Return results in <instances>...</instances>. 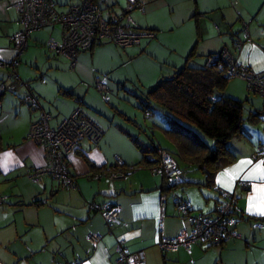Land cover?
<instances>
[{"label": "crops", "instance_id": "crops-1", "mask_svg": "<svg viewBox=\"0 0 264 264\" xmlns=\"http://www.w3.org/2000/svg\"><path fill=\"white\" fill-rule=\"evenodd\" d=\"M15 1L0 0V61L6 63L15 56L12 37L21 29L20 17L11 8ZM53 1L60 13L81 3V0ZM121 1L95 0L104 12L117 14L125 10L126 2L124 0L123 4ZM140 1L145 5L144 11L134 10L131 17L138 29L152 31L155 37L143 41L140 46L126 49L111 43L100 46L111 44L123 50H133L134 54L139 53L136 49L139 48L142 55L157 47L166 31L177 33L179 37V45L173 52L176 61H187L195 48L193 62L203 61L198 64L203 66L209 55L229 49L241 65L255 71L264 70V0ZM51 37L61 40L59 26L32 32L17 69L19 76L25 78L22 80L34 87L32 90L41 110L31 109L23 101L25 88L21 86L12 93L6 92L1 98L0 198H5V201L0 203V264H116L119 242H124L130 253L145 251L147 264H245L234 258L237 257L235 251L250 248L264 252V248L255 246L257 243L264 246V191L259 188L253 191L252 187L254 183L264 184V181L243 179L256 163L264 161V157H255L257 147L264 144V102H255L250 97L245 100L248 102L246 116L259 111L262 112V120L256 124L247 122L243 135L231 142L236 160L219 172L212 188L203 185L205 176L201 172L203 177L189 176L190 170L198 172L190 168L185 172L182 185L168 189L165 178L154 172L155 163L148 164L136 146L135 141L146 147H161L183 168L173 140L166 135V130L174 127L171 119L169 124L164 119L160 120L168 127L153 125L164 134L163 142L152 135L150 144L123 126L100 121L99 127L104 131L101 142L95 145L84 141L78 151L68 157L70 175L75 180L72 189L61 186L49 176L43 177L39 184L28 179L30 169L45 164L44 149L29 139L30 128L40 120L42 112L51 116L49 125L52 128H56L79 106L94 120L87 110L89 108L84 107L88 97L84 98L83 85L69 88L52 84L46 81L41 71L36 72L33 64L37 65L40 56L47 51L53 58L50 64L56 66V59H61L74 71L87 57L83 54L90 52L94 59L98 46L81 53L73 67L68 59L48 50L46 43ZM173 69L178 71L179 68L175 65ZM33 80L38 83L32 84ZM1 83L16 84L9 80L8 70L2 67ZM226 95L234 97L229 93ZM120 115L130 125H138L126 115ZM117 156L133 171L128 172L125 178L111 181L107 173L115 167ZM242 160H252L253 165H242L243 171L239 175H221L234 169ZM204 188L211 191L204 192ZM219 190L229 191L235 196L238 238L219 247L199 242L192 245L190 251L181 247L177 251L162 252L158 245L162 234L174 239L181 232L192 229L179 203H188L194 212L214 215L220 200ZM163 195L167 197L166 219L163 230H160ZM250 197L253 198L251 202ZM109 203L120 207L119 218L112 229L108 228L97 209ZM259 223L262 228L256 227ZM91 235L100 237L96 246L89 240Z\"/></svg>", "mask_w": 264, "mask_h": 264}, {"label": "built area", "instance_id": "built-area-1", "mask_svg": "<svg viewBox=\"0 0 264 264\" xmlns=\"http://www.w3.org/2000/svg\"><path fill=\"white\" fill-rule=\"evenodd\" d=\"M56 7L57 4L53 0H16L11 5V8L20 17L21 29L12 37L14 58L8 63L0 61V67L8 70L9 80L17 81V86L25 88L23 101L35 110H41L38 98L32 88L21 80L17 71L20 58L27 49L32 32L59 26L62 31L61 40L57 41L51 37L47 41L46 47L51 53L68 59L73 67L81 53L91 51L105 43L126 49L140 46L144 40L155 37V33L152 31L138 29L131 17L134 10L144 11L145 5L140 0H127V6L120 14L113 11L104 12L94 0H81L80 4L71 6L65 13H60ZM245 32L247 33V30ZM237 45L239 46V43ZM217 65L220 67L219 70H223L222 66L225 65V75L229 79L244 80L249 90L264 98V70L255 71L241 65L229 49L213 54L209 58L208 66ZM15 89L14 85L7 86L5 83L0 85V109L2 108L1 98L3 95L9 90L12 93ZM97 89L108 102L111 91L107 84L98 80ZM147 116L151 115L147 114ZM50 120L51 116L42 112L40 120L30 128L29 139L44 149L45 164L30 169L27 172V177L33 184H39L43 177L49 176L61 186L72 189L75 187V180L70 175L68 157L78 151L84 141H90L95 145L99 144L103 139L104 131L85 113L81 106L76 108L56 128L50 127ZM255 157L257 159L264 157V144L257 147ZM146 159L149 163H155L153 170L165 178L168 189L173 190L183 184L184 171L167 150L160 149L157 155L149 154ZM132 171L133 168H128L126 162L117 156L115 167L108 170L107 176L113 181L125 178L127 173ZM219 195L220 200L214 215L194 212L188 203L178 202L185 219L191 223L192 229L190 232H181L174 239L162 234L158 243L162 252L177 251L181 247L190 251L192 245L199 242H207L211 246L219 247L238 238L235 231L237 226L235 196L226 190H219ZM3 201L5 198H0V203ZM166 202L167 197L163 195L160 230H163L166 219ZM97 209L108 228L112 229L119 218L120 207L109 203L97 207ZM256 227L262 228L263 225L259 223L256 224ZM89 240L92 245L96 246L100 237L91 235ZM117 251L119 254L116 264H147V256L143 250L130 253L124 242H119Z\"/></svg>", "mask_w": 264, "mask_h": 264}, {"label": "rangeland", "instance_id": "rangeland-1", "mask_svg": "<svg viewBox=\"0 0 264 264\" xmlns=\"http://www.w3.org/2000/svg\"><path fill=\"white\" fill-rule=\"evenodd\" d=\"M121 2L124 4V0ZM125 2L126 8L127 0ZM215 36L218 37L217 35ZM145 45L146 43H144V47ZM177 45H179L177 33L171 34L165 31L163 32L161 43L153 48L152 51L148 50L142 55L139 48H136L139 53L134 54L133 50H123L111 44H106L96 48L97 55H95L94 59H92L90 52L83 54L87 55V57H85L81 66H78L73 71L70 64L61 59H56L58 60L56 66L50 64L53 58L45 51V54L40 56L39 63L37 65L36 63L33 64V68L37 69L36 72L41 71L46 81L52 84L58 83L59 86H67L69 88L83 85L84 95L86 93L84 98L88 97L87 102L84 101L86 104L84 107L86 109L89 108L87 110H90L91 117L98 126L100 121L111 125H120L129 129L132 134L141 141L147 142V144L151 143L152 135L163 142L164 134L160 130L154 129L153 125L160 124L168 127L166 123L169 124V119L173 121V118L164 113L162 108L154 103L149 106H144L143 104H149L146 100L147 93L162 78L173 76L176 72L173 66L176 65L179 68L178 70L184 67L185 60L176 61L173 59L175 58L173 52ZM202 63L203 61H196L193 62V65L199 66L198 64ZM20 78L21 80L25 79L22 76ZM98 80L107 82L109 86L108 88L111 92L109 93L110 100L108 102L104 100L103 95L97 89ZM33 82L34 84L38 83V81L34 80L31 83L33 84ZM15 83L14 87H17L18 82L15 81ZM10 85L8 84L7 86ZM8 93H11V91L9 90ZM226 93L241 101H245L250 97L255 102H264L262 100L264 98L261 95L249 90L247 83L239 78L231 79L225 90ZM247 103L246 101V105H248ZM91 110H94L95 113H92ZM147 111H152V118H146L145 114ZM120 114L126 115L138 125H130ZM161 119L166 120V123L161 122ZM204 139L207 143H212L207 138ZM188 174L189 176L203 177L200 172L192 170ZM203 191L210 192L211 190L204 188ZM255 246L264 248L262 243H257ZM235 253H237V257L234 258L245 264H248V261L250 264H264V252L262 250L249 248V250L235 251Z\"/></svg>", "mask_w": 264, "mask_h": 264}, {"label": "trees", "instance_id": "trees-1", "mask_svg": "<svg viewBox=\"0 0 264 264\" xmlns=\"http://www.w3.org/2000/svg\"><path fill=\"white\" fill-rule=\"evenodd\" d=\"M212 55L203 66L193 65L194 48L184 67L172 77L162 78L148 92L146 100L149 104H143L154 103L173 118L176 127L166 130V135L173 140L176 155L184 164L180 167L184 175L190 168L201 172L205 176L203 185L208 188L214 187L219 172L236 160L231 142L243 135L245 124L262 120V112H251L246 116V101L225 94L231 79L225 75V65L223 70H219L218 65L208 66ZM151 112H146V118H152ZM204 138L212 143H207ZM135 142L144 159L163 149Z\"/></svg>", "mask_w": 264, "mask_h": 264}, {"label": "snow or ice", "instance_id": "snow-or-ice-1", "mask_svg": "<svg viewBox=\"0 0 264 264\" xmlns=\"http://www.w3.org/2000/svg\"><path fill=\"white\" fill-rule=\"evenodd\" d=\"M248 166V165H253L252 160H242L240 161L239 164L235 166L234 169L228 170L225 173H222V176H227L229 173H232L234 175H239V172L243 171V168L241 166ZM262 165H264V161H261L259 163H256L250 171L247 172L246 175L243 176V179L245 180H259V181H264V168H262ZM253 191H256L258 188L261 191H264V184H253ZM250 202L253 199L252 197L249 198ZM251 206V204H250Z\"/></svg>", "mask_w": 264, "mask_h": 264}]
</instances>
